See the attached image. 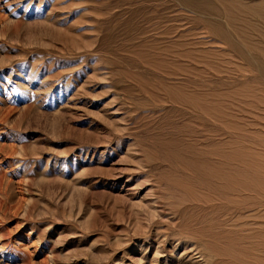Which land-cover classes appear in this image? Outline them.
Returning <instances> with one entry per match:
<instances>
[{
    "label": "rangeland",
    "instance_id": "rangeland-1",
    "mask_svg": "<svg viewBox=\"0 0 264 264\" xmlns=\"http://www.w3.org/2000/svg\"><path fill=\"white\" fill-rule=\"evenodd\" d=\"M0 264H264V0H0Z\"/></svg>",
    "mask_w": 264,
    "mask_h": 264
}]
</instances>
